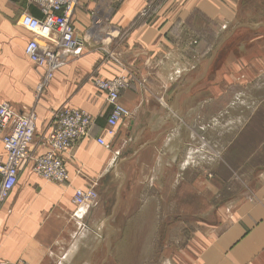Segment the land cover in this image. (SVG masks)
Returning a JSON list of instances; mask_svg holds the SVG:
<instances>
[{"label": "crops", "instance_id": "crops-1", "mask_svg": "<svg viewBox=\"0 0 264 264\" xmlns=\"http://www.w3.org/2000/svg\"><path fill=\"white\" fill-rule=\"evenodd\" d=\"M241 1L78 0L71 17L75 46L38 94L44 70L24 47L43 40L18 19L41 12L27 0H0V102L18 114L35 111L31 157L48 150L55 110L83 109L93 120L61 155L67 181L45 180L31 158L20 163L16 184L0 203V264H120L117 254L110 258L113 237L139 233L135 222L151 202L155 212L159 202L169 203L162 207L164 231L179 235L165 242L159 264H264V160L253 188L223 200L235 190L237 162L246 154L264 156V129H249L258 114L250 112L225 146L216 141L219 129L205 142L203 126L206 104L223 93H233L229 104L242 100L249 110L256 102L264 111V23L240 21ZM121 74L129 85L118 102L131 116L111 137V107L94 80ZM211 118L214 129L220 120ZM207 153L210 162L203 161ZM89 187L97 197L75 205V190ZM204 200L211 209L203 210ZM194 202L195 214L188 211Z\"/></svg>", "mask_w": 264, "mask_h": 264}, {"label": "built area", "instance_id": "built-area-1", "mask_svg": "<svg viewBox=\"0 0 264 264\" xmlns=\"http://www.w3.org/2000/svg\"><path fill=\"white\" fill-rule=\"evenodd\" d=\"M27 1L41 12L40 18L23 13L18 19L22 27L43 40L40 43L37 38H32L24 47V53L30 61L44 70L36 86V92L40 93L54 72L65 65V53L75 46L71 17L78 0ZM148 12L149 8H144L140 16L144 17ZM94 83L106 95V102L111 107L106 133L114 137L119 123L131 116V112L118 102L121 90L129 85V77L121 74L107 79L95 78ZM35 120V111L18 114L9 102H0V140L5 153L4 158H0V203L9 196L17 182L18 167L27 158L32 159V170L45 180L55 183L67 181L68 173L61 155L88 134L93 122L92 116L83 109L64 106L55 110L45 137L48 150L31 157L29 147L34 139ZM96 141L104 148L110 147V143L102 137ZM96 196L93 187L77 188L72 202L79 206L92 202Z\"/></svg>", "mask_w": 264, "mask_h": 264}, {"label": "rangeland", "instance_id": "rangeland-1", "mask_svg": "<svg viewBox=\"0 0 264 264\" xmlns=\"http://www.w3.org/2000/svg\"><path fill=\"white\" fill-rule=\"evenodd\" d=\"M239 20L240 21H246L249 22L251 25H257L259 23H264V0H242L239 7ZM207 58H204V61L206 62ZM205 82V81H204ZM182 86L179 89H175L170 94V98L167 100L169 102L168 106H170V103L172 102L174 98V94L177 93L180 89H182ZM41 93V92H40ZM38 93V94H40ZM233 93H223L220 97L217 98V100L212 103H207L204 108V113L207 115V118L205 117V120L203 122L204 129H208L209 131L207 134L205 133V142L206 141H213L212 135L216 132V130L219 129V133H215L214 135L218 134V138L216 139L217 142H219L221 145H226L228 140H231L232 137L228 139V136H230V132L234 131L237 135V130L243 128L244 121H247L249 117V113H256L257 112V118L255 115L252 117V124L251 128L249 129H257V130H263L264 127L262 125V118L264 115H260L264 113L263 110L256 107V102L252 105L251 109H247L244 104L242 103V100L238 101L237 106H234L232 103L229 104L231 101L234 103V98L232 96ZM210 95L209 92L205 93V98ZM208 98V97H207ZM243 97H240L242 99ZM258 110H254V109ZM218 116L219 118V124L218 127L214 125V129H212L211 125V116ZM262 116V117H261ZM210 120V121H209ZM235 120V122H232ZM244 129V128H243ZM234 135V134H233ZM257 135V134H256ZM209 136V137H208ZM215 140V139H214ZM258 140V136H257ZM233 144V143H232ZM254 150V149H253ZM212 155L210 153L204 154V160L205 162L211 161ZM264 160V156H261L259 154L253 155L252 158H250L249 155L246 154L245 161L240 160L237 163L239 166H236V177H235V183L234 187L235 190L232 194L228 195L227 197L223 198V200H235L239 197H241L248 189H251L255 186V184L258 182L260 176H261V164ZM206 167V165H205ZM96 191V190H95ZM97 194V192H96ZM97 197V196H96ZM195 199V198H194ZM199 200V199H198ZM209 202V201H208ZM204 200L203 202V210L205 209H211L212 205L208 204ZM159 208L160 210L155 212V209H152V205L155 206V203H149L148 206V212L147 210L143 214L142 217L138 218L135 222L136 229H139V233H125L121 235V239L116 240V236L113 237V245L115 242L114 248L111 249L110 258L115 260L116 254L118 255L120 259V264H159L161 257V248L164 247L165 242H169L171 240H178L179 235L174 233H166L164 231L165 225H167V222L165 223L164 218H162V207L167 205L169 203H166V205L163 202H159ZM196 202L192 203V205H189V212H193V214L196 213L195 209L196 207L199 208V205L196 206ZM199 204V203H198ZM199 210V209H198ZM210 221L211 217L208 218ZM167 221V220H166ZM153 230L154 233L148 232ZM186 234L183 235V237H186L190 234V230H188ZM179 241V240H178ZM118 248V250L116 249ZM159 260V261H158Z\"/></svg>", "mask_w": 264, "mask_h": 264}]
</instances>
